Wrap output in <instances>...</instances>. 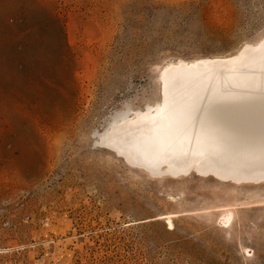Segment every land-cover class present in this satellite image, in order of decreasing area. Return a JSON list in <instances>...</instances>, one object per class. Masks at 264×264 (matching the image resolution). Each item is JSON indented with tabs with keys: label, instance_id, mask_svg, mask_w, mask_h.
I'll use <instances>...</instances> for the list:
<instances>
[{
	"label": "rangeland",
	"instance_id": "1",
	"mask_svg": "<svg viewBox=\"0 0 264 264\" xmlns=\"http://www.w3.org/2000/svg\"><path fill=\"white\" fill-rule=\"evenodd\" d=\"M263 37L264 0H0V264H264V182L101 142L163 102L166 66Z\"/></svg>",
	"mask_w": 264,
	"mask_h": 264
},
{
	"label": "bare ground",
	"instance_id": "2",
	"mask_svg": "<svg viewBox=\"0 0 264 264\" xmlns=\"http://www.w3.org/2000/svg\"><path fill=\"white\" fill-rule=\"evenodd\" d=\"M162 82L163 102L118 114L104 145L158 175L264 182V37L227 57L172 63ZM174 215L159 218L174 228Z\"/></svg>",
	"mask_w": 264,
	"mask_h": 264
},
{
	"label": "built area",
	"instance_id": "3",
	"mask_svg": "<svg viewBox=\"0 0 264 264\" xmlns=\"http://www.w3.org/2000/svg\"><path fill=\"white\" fill-rule=\"evenodd\" d=\"M29 219V217H27V220Z\"/></svg>",
	"mask_w": 264,
	"mask_h": 264
}]
</instances>
